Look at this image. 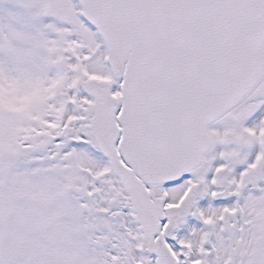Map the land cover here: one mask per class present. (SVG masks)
Returning a JSON list of instances; mask_svg holds the SVG:
<instances>
[{
	"label": "snow or ice",
	"instance_id": "obj_1",
	"mask_svg": "<svg viewBox=\"0 0 264 264\" xmlns=\"http://www.w3.org/2000/svg\"><path fill=\"white\" fill-rule=\"evenodd\" d=\"M0 264H264V0H0Z\"/></svg>",
	"mask_w": 264,
	"mask_h": 264
}]
</instances>
